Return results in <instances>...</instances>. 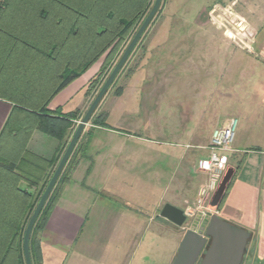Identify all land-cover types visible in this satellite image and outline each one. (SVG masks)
<instances>
[{
	"label": "rangeland",
	"instance_id": "obj_1",
	"mask_svg": "<svg viewBox=\"0 0 264 264\" xmlns=\"http://www.w3.org/2000/svg\"><path fill=\"white\" fill-rule=\"evenodd\" d=\"M175 3L178 4L176 8L174 5L175 9L170 1L167 6L164 4L163 9L161 5L97 108L93 120L100 124L91 120L86 127L91 134L102 131L99 132L101 138L107 134L108 138L124 136V133L139 136V143L145 146L138 177L127 175L126 171L131 167L126 165L119 170L114 168L115 174L111 178L113 182L120 180L118 185L126 187L122 193L124 197H116L120 193L114 191L111 194L114 199L103 198L118 209L126 205L128 210L123 209V212L128 216L133 215L138 206L140 209L138 201L142 199L144 203L152 202L154 205L158 200L164 201L162 197L159 199V188H175L178 183L185 185L186 189L200 185L199 181L194 182V171L197 170L200 155L205 152L204 146L210 140L211 131L226 117L234 115L239 119L236 135L239 134L241 102L234 92L247 99L254 86H260L256 76L249 78L254 73L264 72L257 59L262 56L256 48L255 32L247 35L251 31L246 29L242 20L233 14L214 10V7L208 9L209 0H175ZM100 65L101 61L94 65L87 78L95 75ZM110 72L106 76L104 72L102 83L88 95L84 85L86 77L79 79L77 86L82 93L75 96L71 103L75 104L85 89L84 109H87ZM0 73V76L10 73L7 64L4 68L0 66ZM67 107L69 105L64 109ZM11 136L6 139L11 142L2 147L0 154L2 151L3 154H15L16 143ZM28 142L24 146L25 151ZM114 156L127 159V155L120 151ZM126 162L122 161V165ZM202 180L201 187L206 176ZM66 186L67 183L60 185L61 194ZM198 197L199 194L190 200V204ZM161 209L159 207L155 213L151 209L144 210L154 215L152 220L149 221V217L145 220L149 221L152 229L158 228L157 233L160 234L155 238L154 252L149 251L147 244L150 240L146 231L143 245L136 247L129 256L123 255L118 264L171 263L180 236L189 230L190 224L174 225L160 216ZM123 223L124 228L133 229L131 222Z\"/></svg>",
	"mask_w": 264,
	"mask_h": 264
},
{
	"label": "trees",
	"instance_id": "obj_2",
	"mask_svg": "<svg viewBox=\"0 0 264 264\" xmlns=\"http://www.w3.org/2000/svg\"><path fill=\"white\" fill-rule=\"evenodd\" d=\"M152 5L153 0H0V50L4 44L17 56L10 58V73L5 74L13 92L0 95L13 103L0 134V151L11 142L6 140L8 135L16 143L15 154H0V264H26V226L78 126L77 121L84 115L52 109L51 102L100 61L99 71L86 84V95L102 83L104 72L106 76L112 71ZM5 64L4 58H0V66L4 68ZM92 123L100 124L97 120ZM35 130L59 141L56 157L45 160L25 151L24 146ZM84 135L91 138V130L83 132L33 228V264H43L39 233L60 197V185L71 180L80 160L86 157L89 141L81 143ZM22 180L33 191L22 189ZM225 195L226 191L223 198Z\"/></svg>",
	"mask_w": 264,
	"mask_h": 264
},
{
	"label": "crops",
	"instance_id": "obj_3",
	"mask_svg": "<svg viewBox=\"0 0 264 264\" xmlns=\"http://www.w3.org/2000/svg\"><path fill=\"white\" fill-rule=\"evenodd\" d=\"M169 1L172 2V8L174 5L175 8L178 6L175 0H163L161 8L163 9L164 4L167 6ZM216 5L242 19L246 28L248 27L251 33L255 32L256 48L262 56L257 59L264 69V0H209L207 7L209 9ZM6 47L2 45L0 58H4L6 64H10V58H17V56L15 53L11 54L5 49ZM87 73L79 78L86 77L85 87L89 78L92 77L87 78ZM257 73L258 75L254 73V76L249 79L256 76L260 86H254L250 94L248 93L247 99L234 92L241 102L239 115L241 114L242 124L239 134L235 137L233 151L230 153L229 166L234 168V172L226 195L217 209L218 216L222 219L251 232L242 264H264V72ZM6 76L0 77V95L13 92L10 78ZM79 79L68 85L53 99L50 104L52 109L61 108L65 113L86 112L85 89H83V96L78 98L75 104L71 103L75 96L82 93L77 86ZM66 105L69 107L64 109ZM12 109L13 103L0 97V134ZM231 117L234 115L226 117L223 123L214 129L226 125ZM99 132L92 134L91 138L86 135H84L86 138L82 137L83 145L89 141L86 157L80 160L71 181L67 183L55 202L45 227L39 233L43 264H118L123 255L127 257L136 247L143 245L146 231L150 240L147 244L149 251L154 252L155 238L160 234L157 233L158 228L152 229V226L148 225L154 218L152 213L166 203L180 208L186 207L190 200L198 196L202 179L205 180V174L199 170L197 163L194 182L199 181L198 187L186 189L185 185L178 183L175 188H159L161 192L159 199L162 197L164 201L158 200L154 205L152 202V204L144 203L142 199L138 201L140 209L138 206L137 210L132 211L133 215L128 216L123 212V209L128 210L126 205L118 209L112 202L103 198L114 199L111 195L114 191L120 193L116 197H124L122 193L126 187L122 184L118 185L120 180L113 182L111 178L115 174L114 168L119 170L126 165L125 167H131L126 174L138 177L139 162L143 158L145 146L139 143V136L124 133L122 134L124 136L108 138L109 134H107L101 138ZM206 146L198 162L207 155ZM59 148L60 143L55 137L35 131L28 142L27 150L41 159L49 160L57 156ZM119 151L123 155L126 154L127 159L115 157L114 155H118ZM126 160V164L122 165V161ZM20 187L33 191L25 180L20 182ZM145 209H151L152 213H145ZM147 217L149 221L145 220ZM121 222H124L123 224L131 222L133 229L129 231L121 225ZM183 235L180 236L177 251L170 264L178 253Z\"/></svg>",
	"mask_w": 264,
	"mask_h": 264
},
{
	"label": "water",
	"instance_id": "obj_4",
	"mask_svg": "<svg viewBox=\"0 0 264 264\" xmlns=\"http://www.w3.org/2000/svg\"><path fill=\"white\" fill-rule=\"evenodd\" d=\"M162 2L163 0L154 1L146 18L79 121L73 136L71 137L26 226L23 237V251L26 264H33L30 251V238L41 211L51 195L86 126L89 124L92 116L108 93L119 72L154 19ZM233 172L234 168L229 166L210 202L209 208L211 210L215 211L218 208L230 183ZM160 216L178 227L183 226L187 220L184 208L174 206L171 203H166L162 207ZM250 238V231L222 219L216 213L208 211L204 217L201 213H198L190 224L189 230L185 232L178 248V253L172 264H197L198 262V264H242Z\"/></svg>",
	"mask_w": 264,
	"mask_h": 264
},
{
	"label": "built area",
	"instance_id": "obj_5",
	"mask_svg": "<svg viewBox=\"0 0 264 264\" xmlns=\"http://www.w3.org/2000/svg\"><path fill=\"white\" fill-rule=\"evenodd\" d=\"M214 10H219L227 15L232 14L227 9L218 5L214 6ZM224 26L226 25L224 24ZM246 29L248 30V27ZM246 34L251 36L253 33L248 31ZM236 43L240 45L239 42ZM238 126L239 119L237 117H231L226 125L218 127L212 132L211 140L205 147L208 153L198 162V168L205 174L206 181L201 187L199 197L196 201L192 204L189 203L184 209L187 218L185 224H191L198 213H201L203 217L208 211L218 214V208L213 211L209 206L220 181L229 168L230 153L233 151V143Z\"/></svg>",
	"mask_w": 264,
	"mask_h": 264
}]
</instances>
